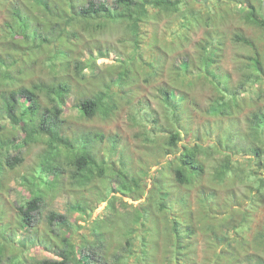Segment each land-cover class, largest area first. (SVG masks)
I'll return each mask as SVG.
<instances>
[{
  "label": "trees",
  "instance_id": "16d2710c",
  "mask_svg": "<svg viewBox=\"0 0 264 264\" xmlns=\"http://www.w3.org/2000/svg\"><path fill=\"white\" fill-rule=\"evenodd\" d=\"M192 1L0 0V264H264L262 0ZM114 28L119 58L94 71ZM151 76L153 104L138 81ZM71 93L79 121L124 112L139 140L70 123ZM12 180L28 196L6 206ZM65 193L89 224L53 210L39 227L41 204ZM25 242L59 257L26 256Z\"/></svg>",
  "mask_w": 264,
  "mask_h": 264
},
{
  "label": "rangeland",
  "instance_id": "374dc122",
  "mask_svg": "<svg viewBox=\"0 0 264 264\" xmlns=\"http://www.w3.org/2000/svg\"><path fill=\"white\" fill-rule=\"evenodd\" d=\"M106 2H108L109 4L113 1V0H104ZM189 2H193L192 0H186ZM192 5V4H191ZM198 5V4H197ZM245 5L243 3H239L237 5H235V7L238 9L240 7H244ZM168 22V18L166 17H162L161 20L159 21V29L162 30L165 25ZM176 21L173 22V24H175ZM241 22L235 21L234 22V26H240ZM230 28H232L230 26ZM119 29L114 28V29H110V31H108L107 33H103L102 37L103 39H107L112 41V43H116L115 47L116 50H99V51H95L94 53V57L96 60V66L97 69L94 68V71H99L101 69H105L107 67H109L111 65L112 62H115L118 58H119V54H118V49H120V45L121 43L118 41V36L120 34ZM203 28H198L195 31H193L190 35V44L188 45V48L191 49L193 48V44L197 39L200 38L201 34H202ZM161 42H164L163 38H160ZM118 47V49H117ZM152 50H154L152 48ZM89 54V51H84L83 56H81L82 59L87 58ZM144 56L147 59H153L155 60L157 57L156 56H152L150 54H144ZM96 69V70H95ZM86 73H90V69L86 71ZM95 73V72H94ZM164 77V75H163ZM162 77L160 76H151L149 77V82L144 84L143 83V79L142 77L138 78L139 81V87L141 88V94H143L148 100H150V102L153 104L155 103V99L153 97L154 93L156 92L155 86H159L160 82H161ZM102 83V82H100ZM100 87V85H98ZM79 96L76 95L75 93H71L67 99H66V108L63 112V117L66 116L67 119H69L70 123L71 122H78L79 118L81 117V115L79 114V111L77 110V104L79 101ZM69 115V116H68ZM4 121L9 125L10 121L8 120V118L4 119ZM79 126L81 128L83 127H90V128H95V129H100L102 130L105 134H107L110 130H119L120 132H122V134L125 137H128L129 140L131 142H136L138 141L139 137H135V135L133 134V131L131 130V127L129 126V121L127 120L126 117V113H121V115H119L116 118L113 119H102L100 116L99 117H95L93 119H82L79 121ZM106 141V140H105ZM105 146V142L102 141L101 143V147ZM27 147V146H26ZM25 146H23L20 150L25 151L24 148H26ZM42 146L41 145H35L33 147H31L29 149V151L26 152V158H25V167H31L36 159V155L41 151ZM139 157V156H138ZM135 159H137V155L134 156ZM144 162V161H143ZM142 162V163H143ZM158 165H154L152 164L151 170L155 171V169L157 168ZM84 197L88 198V200H91V198H94V191H91L89 189H86L83 192ZM28 194L27 192H25V190L19 186L18 184H16V182H14V180H12L10 182L9 185V190L7 189V193H6V197L4 198L5 201L7 202L6 206H10V204L12 205H17L19 203V201L21 199H25V197H27ZM76 196L69 194V193H65L63 195H59L56 198L53 199H47L45 200L39 210L36 212V216L37 219L35 222L39 223L38 226H43L47 220H45V217L47 216V214L50 211H58L60 213H64L65 215H67V217H69L70 222L72 224L77 223L78 225H88L89 222L88 220L85 221L83 219L82 216H80L79 214H75V212L72 209V205L73 203L76 201ZM127 201V203L132 202L129 198H120L116 200V206L120 211H125L126 209H129V205L128 204H123V202L121 201ZM10 203V204H9ZM136 203V201L134 202ZM105 205V201L102 202H98L96 201V203H94V210L91 214L90 219H93L94 217H96L100 211H102V209L104 208ZM39 226V227H40ZM87 228L83 229V228H78V230H85L86 231ZM24 233V231H18L16 234L18 235V241L20 242L21 239L19 237V234ZM24 236L29 237V234L25 232ZM27 244V248L24 253L26 256H34L37 258H57L59 257L55 251L46 248V246L40 245L38 244H31L30 242H25ZM3 264H7L3 263Z\"/></svg>",
  "mask_w": 264,
  "mask_h": 264
},
{
  "label": "water",
  "instance_id": "95a60500",
  "mask_svg": "<svg viewBox=\"0 0 264 264\" xmlns=\"http://www.w3.org/2000/svg\"><path fill=\"white\" fill-rule=\"evenodd\" d=\"M261 10H262V13L264 15V0H262Z\"/></svg>",
  "mask_w": 264,
  "mask_h": 264
}]
</instances>
